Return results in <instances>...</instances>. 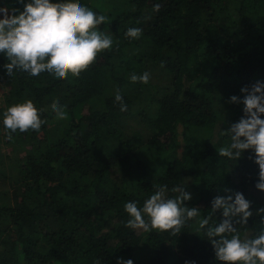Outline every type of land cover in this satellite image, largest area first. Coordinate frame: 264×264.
<instances>
[{
  "label": "trees",
  "instance_id": "16d2710c",
  "mask_svg": "<svg viewBox=\"0 0 264 264\" xmlns=\"http://www.w3.org/2000/svg\"><path fill=\"white\" fill-rule=\"evenodd\" d=\"M30 2L0 0V8L22 12ZM77 2L107 17L98 31L113 40L78 77L19 69L9 76L0 53V264H221L206 236L224 219L214 198L240 193L251 202L245 225L233 218L241 239L264 231V200L251 201L264 195L253 150L218 155L244 117V105L230 98L264 83V0ZM130 28L140 37H127ZM144 72L147 84L131 82ZM26 100L44 123L11 133L3 113ZM161 186L172 199L183 186L191 195L184 206L199 215L175 235L126 227L124 205L142 209Z\"/></svg>",
  "mask_w": 264,
  "mask_h": 264
},
{
  "label": "clouds",
  "instance_id": "9594fccd",
  "mask_svg": "<svg viewBox=\"0 0 264 264\" xmlns=\"http://www.w3.org/2000/svg\"><path fill=\"white\" fill-rule=\"evenodd\" d=\"M159 8L160 5L156 4L154 11ZM0 13L4 17L0 19V53L5 54L9 61L4 66L9 76L19 69L33 77L43 72L53 74L60 80L66 79L69 74L78 77L95 62L99 53L111 49L113 45L111 36L98 31V26L105 23L107 17L97 16L77 0L65 3L31 0L24 4L22 12L15 8H0ZM141 34L140 28H130L125 35L135 39ZM149 79L148 72L130 76L133 83L147 84ZM241 92L244 93L243 100L233 96L230 102L244 105V117L231 126L228 132L231 133V144L221 147L218 155L238 159L245 150H253L254 162L259 167L256 188L264 192V119L261 118L264 116V83L257 82L250 91L245 88ZM115 101L121 103V111L127 110L119 91ZM51 107L57 118L64 119V110L57 102ZM43 123L31 100L14 104L3 113V126L11 133L17 130L23 133L29 129L38 131ZM166 187H159L144 202L142 209L135 202L126 203L124 211L130 219L125 226L145 232L171 230L175 235L186 220L199 215L197 208L184 206L191 195L185 192L183 186L173 188L174 192L179 193L175 199L165 197ZM212 209L222 210L224 217L218 226L209 227L206 232L216 259L221 264H264V231L255 238L241 239L233 226L234 217H239L236 223L245 225L253 215L249 210L250 201L240 193L235 194L234 200L231 195L216 197L212 201ZM260 213H264V208L258 210L257 214ZM261 223L264 224V219ZM208 224V218L199 221L200 229ZM118 264H133V261L119 260Z\"/></svg>",
  "mask_w": 264,
  "mask_h": 264
},
{
  "label": "rangeland",
  "instance_id": "374dc122",
  "mask_svg": "<svg viewBox=\"0 0 264 264\" xmlns=\"http://www.w3.org/2000/svg\"><path fill=\"white\" fill-rule=\"evenodd\" d=\"M154 75H155V77L158 76L157 73H154ZM4 93H5V91L0 88V99H2V96ZM181 145L183 146L182 142H181ZM180 150H181V148L179 149V152H180ZM252 196H253V199L251 201L258 200L261 202L262 200H264V195H262V194L257 195L256 193H252ZM250 207H251V202H250ZM136 231L138 234H140V233H142L143 230L142 229H136Z\"/></svg>",
  "mask_w": 264,
  "mask_h": 264
}]
</instances>
